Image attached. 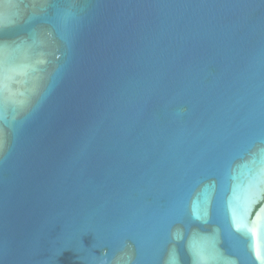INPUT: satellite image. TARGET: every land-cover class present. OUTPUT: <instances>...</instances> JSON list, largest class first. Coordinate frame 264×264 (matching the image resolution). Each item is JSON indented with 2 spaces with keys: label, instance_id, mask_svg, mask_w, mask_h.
<instances>
[{
  "label": "water",
  "instance_id": "obj_1",
  "mask_svg": "<svg viewBox=\"0 0 264 264\" xmlns=\"http://www.w3.org/2000/svg\"><path fill=\"white\" fill-rule=\"evenodd\" d=\"M0 264H264V0H0Z\"/></svg>",
  "mask_w": 264,
  "mask_h": 264
}]
</instances>
